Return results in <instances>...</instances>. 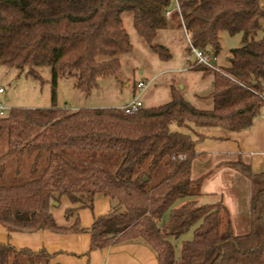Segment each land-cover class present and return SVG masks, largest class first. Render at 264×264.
I'll return each instance as SVG.
<instances>
[{
  "label": "trees",
  "instance_id": "trees-1",
  "mask_svg": "<svg viewBox=\"0 0 264 264\" xmlns=\"http://www.w3.org/2000/svg\"><path fill=\"white\" fill-rule=\"evenodd\" d=\"M264 0H0V65L27 70L49 67L51 106L10 109L0 116V226L8 232H78L59 227L51 213L61 198L72 204L82 196L108 198L111 210L94 220L90 251L122 242H142L158 264H264V172L255 175L242 163L234 166L252 184L250 230L233 233L221 203L197 205L208 176L190 178L195 145L202 129L247 130L264 106ZM132 15L137 36L162 61L169 50L153 44L172 23L190 35L201 50L220 51V35L241 34L242 46L229 50L227 66L212 71L209 110L192 106L175 87L167 103L125 115L117 108L69 111L56 106L61 78L89 96L102 79L120 70L119 56L132 51L122 14ZM169 12L167 16L166 13ZM261 37L252 40L256 33ZM259 39V40H258ZM187 132H172L170 127ZM114 152L122 155L114 172L98 166L78 168L61 151ZM13 157H16L14 160ZM8 162L17 164L8 172ZM27 163L30 179L17 182ZM148 162L147 170H141ZM159 167L165 174L148 186ZM181 201V202H180ZM74 210L65 211L69 217ZM167 218L164 220L165 215ZM192 230L176 256L171 243ZM46 262L44 251L17 250L0 244V264Z\"/></svg>",
  "mask_w": 264,
  "mask_h": 264
},
{
  "label": "rangeland",
  "instance_id": "rangeland-1",
  "mask_svg": "<svg viewBox=\"0 0 264 264\" xmlns=\"http://www.w3.org/2000/svg\"><path fill=\"white\" fill-rule=\"evenodd\" d=\"M264 8V3H263ZM123 26L129 36L132 45V51L128 54L119 56L120 70L109 78L102 79L98 82V87L92 90L89 96L73 87V79L61 78L56 86V106L58 108L75 111L79 109H100V108H117L129 104L133 100L141 103L142 108L157 107L167 103L170 99V87L173 86L183 94V97L193 106L200 109L212 104L211 99L206 98L204 101H197L193 94L200 93L208 96L212 92L211 75L202 77V73L194 71L188 72L189 64H193L192 58L187 61V42L182 28L174 22L170 29L158 32L157 38L153 44L165 46L170 53V59L162 61L154 54L150 46L145 43L133 28L132 15L123 13ZM264 27V20L261 22ZM261 32L256 33L252 40L261 37ZM241 37V38H240ZM243 35L238 34L229 36L226 33L220 35V51L215 54L217 69L227 66L226 59L230 49L238 48L244 43L240 42ZM259 40V39H258ZM41 78L36 80L26 74L27 70L9 68L0 65V104H2L7 113L10 109H45L51 106V73L49 67L35 69ZM139 82H145V89H137ZM182 87V89L180 88ZM212 106V105H211ZM172 132L186 133L185 129L177 128L175 125L170 127ZM7 151L6 140L0 141V155ZM62 156L68 159L78 168H87L98 166L108 171L114 172L119 166L122 155L114 152H84L64 150L60 152ZM16 157H13L14 160ZM7 163V161L5 162ZM8 172L14 171L16 165L8 162ZM21 174L17 182L30 179L27 163L22 161L18 165ZM148 162L142 166L141 170H147ZM165 169L159 167L152 176L148 186H153L163 175ZM90 198L89 195L82 196ZM181 202V201H180ZM167 218V214L164 220ZM192 238V230L182 235L178 239H172L176 256L179 254L180 245L184 241ZM19 264H29L26 259L21 258Z\"/></svg>",
  "mask_w": 264,
  "mask_h": 264
},
{
  "label": "crops",
  "instance_id": "crops-1",
  "mask_svg": "<svg viewBox=\"0 0 264 264\" xmlns=\"http://www.w3.org/2000/svg\"><path fill=\"white\" fill-rule=\"evenodd\" d=\"M191 65L190 73L194 72ZM193 96L197 101L208 98L200 93ZM211 105L206 106L210 108L197 109L209 110ZM195 132L202 139L194 148L190 178L196 180L208 174L200 188L197 205L223 204L228 211L233 233L236 236L246 235L250 230L252 184L234 165L239 162L247 165L255 175L264 172V106L247 130L227 132L202 129ZM68 209L74 212L66 217L65 211ZM110 210L109 199L99 195L83 197L80 204H72L67 198H61L60 203L51 208L55 223L59 227L70 228L77 220L80 231L10 233L0 226V244H10L17 250L27 249L33 253L44 251L47 261L38 264H158L155 254L142 242H122L90 251L91 226L96 218L107 215Z\"/></svg>",
  "mask_w": 264,
  "mask_h": 264
},
{
  "label": "built area",
  "instance_id": "built-area-1",
  "mask_svg": "<svg viewBox=\"0 0 264 264\" xmlns=\"http://www.w3.org/2000/svg\"><path fill=\"white\" fill-rule=\"evenodd\" d=\"M166 15H169V12L166 13ZM185 34V39L187 42V61L190 60V58H192L193 60V64L197 65V66H201L204 67L206 69L212 70V71H218L217 67L215 66V62H216V56L213 53V51L211 50H201L198 49L196 47H194L191 43V39H190V35L184 31ZM148 84H146L145 82H139L137 84V89L142 90L145 89L147 87ZM262 87L264 89V83H262ZM0 93H2V91L0 90ZM142 108V105L139 101L137 100H133L132 102H130L129 104L123 106L122 108H120V110L125 114V115H133L136 112H138L140 109ZM6 108L0 104V116H3L5 113Z\"/></svg>",
  "mask_w": 264,
  "mask_h": 264
},
{
  "label": "water",
  "instance_id": "water-1",
  "mask_svg": "<svg viewBox=\"0 0 264 264\" xmlns=\"http://www.w3.org/2000/svg\"><path fill=\"white\" fill-rule=\"evenodd\" d=\"M52 206L54 207V206H57L56 204H52Z\"/></svg>",
  "mask_w": 264,
  "mask_h": 264
}]
</instances>
